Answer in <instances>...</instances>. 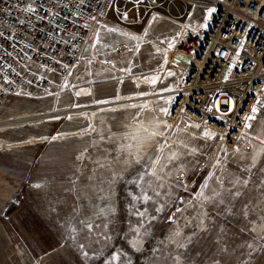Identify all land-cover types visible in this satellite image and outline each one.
<instances>
[{
    "label": "rangeland",
    "instance_id": "1",
    "mask_svg": "<svg viewBox=\"0 0 264 264\" xmlns=\"http://www.w3.org/2000/svg\"><path fill=\"white\" fill-rule=\"evenodd\" d=\"M194 3L162 5L173 16L189 8L186 20L118 1L132 20L117 22L114 9L115 22L100 19L61 88L0 109V125L31 120L0 127V151L45 153L13 199L26 201L21 218L56 216L60 231L95 241L97 264H264V82L244 126L167 117L186 65L178 38L208 14ZM35 258L0 223V264Z\"/></svg>",
    "mask_w": 264,
    "mask_h": 264
},
{
    "label": "built area",
    "instance_id": "2",
    "mask_svg": "<svg viewBox=\"0 0 264 264\" xmlns=\"http://www.w3.org/2000/svg\"><path fill=\"white\" fill-rule=\"evenodd\" d=\"M118 1L0 0V109L12 95L39 99L61 88L82 64L93 27L112 9L119 19L125 13ZM122 1L151 9L167 0ZM183 1L213 12L207 27L182 28L176 54L186 65L167 117L244 126L264 82V0Z\"/></svg>",
    "mask_w": 264,
    "mask_h": 264
},
{
    "label": "crops",
    "instance_id": "3",
    "mask_svg": "<svg viewBox=\"0 0 264 264\" xmlns=\"http://www.w3.org/2000/svg\"><path fill=\"white\" fill-rule=\"evenodd\" d=\"M180 1L187 4L190 8L191 4L188 1ZM155 8H164L168 11V9L162 5ZM189 8H187L185 11H183L182 14L178 15L177 17L179 18L186 15ZM126 12L127 10L122 15V17H120L122 21H124L123 17L126 18ZM107 19L115 22L108 16ZM128 20H132V18H126L127 22ZM91 107L92 106H89L90 109L88 111L95 112V109ZM74 110H77V108L70 110L69 115L72 114ZM37 113L39 112H29L21 115H24V117L27 116L34 118L35 116H37ZM13 120L27 122L30 119L22 121L21 119L18 120L15 118ZM13 120L6 121L9 123L1 124L0 127L11 126V122ZM32 121L36 120L32 119ZM207 127H211V125L208 124ZM63 134L64 133L61 132L59 136H62ZM34 135L35 137H48L47 135H50V133L47 132L46 135L39 134L40 136H37L33 133V137ZM6 139L7 141L12 143L20 141L19 137L10 138L9 136H7ZM44 156V152L17 153L0 151V217H2L0 218V223L3 224V227L5 228L9 239L11 240V243H16L19 248L26 250L29 255L36 257L34 260H31L30 264H75V257H80V264H92V262L93 264H97V260H92L91 256L89 255L91 253L92 256H96L93 254L97 253V251L92 249V247L95 249V241H93L91 245L88 242L84 243L86 237L81 235V233L69 234L60 231L58 227V224L60 222L57 220L56 216L50 215L49 213L38 212L39 217H37V221L36 219H30V221L29 218H25L24 221L21 218L20 213L23 209V204L26 201L18 200L17 202H14L13 199L19 195V191H22V194L27 192L26 187L27 182L31 176V172L36 167L41 165V161L43 160ZM9 207L10 211H7ZM19 215L20 217H18ZM39 222H42L45 228H43V226L39 227ZM16 228L19 229V231H17ZM91 235L92 233L90 232L89 236ZM93 235L94 238H96L97 233L95 232L93 233ZM76 240L77 242L75 245L74 241ZM88 255L89 260L86 259ZM57 256H62V259H57ZM102 256L103 254L101 255V257Z\"/></svg>",
    "mask_w": 264,
    "mask_h": 264
},
{
    "label": "bare ground",
    "instance_id": "4",
    "mask_svg": "<svg viewBox=\"0 0 264 264\" xmlns=\"http://www.w3.org/2000/svg\"><path fill=\"white\" fill-rule=\"evenodd\" d=\"M194 4H197V3H194ZM206 11H207V17H206V19H205V22H204V25L202 26V27H207L208 26V23H209V19H210V17H211V15H212V12H213V9H212V7L210 6V5H206ZM221 124H223V122H220Z\"/></svg>",
    "mask_w": 264,
    "mask_h": 264
},
{
    "label": "trees",
    "instance_id": "5",
    "mask_svg": "<svg viewBox=\"0 0 264 264\" xmlns=\"http://www.w3.org/2000/svg\"><path fill=\"white\" fill-rule=\"evenodd\" d=\"M155 10H158V11H161V12H164L166 15H169V16H173L169 11H167L166 9L164 8H155ZM173 17H176L178 18L177 16H173ZM112 19H115V18H112ZM117 22H120L121 19L117 18L115 19Z\"/></svg>",
    "mask_w": 264,
    "mask_h": 264
},
{
    "label": "snow or ice",
    "instance_id": "6",
    "mask_svg": "<svg viewBox=\"0 0 264 264\" xmlns=\"http://www.w3.org/2000/svg\"><path fill=\"white\" fill-rule=\"evenodd\" d=\"M155 135V134H154ZM155 163H159V160L155 161Z\"/></svg>",
    "mask_w": 264,
    "mask_h": 264
}]
</instances>
